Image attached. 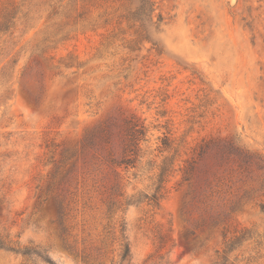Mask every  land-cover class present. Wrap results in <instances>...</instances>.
Here are the masks:
<instances>
[{
	"label": "rangeland",
	"instance_id": "374dc122",
	"mask_svg": "<svg viewBox=\"0 0 264 264\" xmlns=\"http://www.w3.org/2000/svg\"><path fill=\"white\" fill-rule=\"evenodd\" d=\"M153 1L154 47L129 41L141 31L136 18L121 31L94 24L102 9L91 0H62L56 12L52 0H25L13 10L15 28L0 32V238L54 264H217L243 232L228 263L264 264V167L244 172L230 161L207 202L178 170L212 136L264 165V0ZM129 115L147 129L141 156L111 165L106 153H121ZM105 125L107 145L96 138ZM164 136L170 148L160 151ZM165 156L175 171L159 206L120 204L116 190L151 191V168ZM68 170L60 225L42 200ZM123 240L131 256L120 261ZM0 264L48 263L0 247Z\"/></svg>",
	"mask_w": 264,
	"mask_h": 264
},
{
	"label": "trees",
	"instance_id": "16d2710c",
	"mask_svg": "<svg viewBox=\"0 0 264 264\" xmlns=\"http://www.w3.org/2000/svg\"><path fill=\"white\" fill-rule=\"evenodd\" d=\"M132 0H91V6L94 9H102L95 16L91 14V21L97 24V20L102 23V26H109L116 24L117 29L121 31V24L123 22L129 26V21L136 18L135 21L139 22V28L141 31L134 30V37L129 41L150 42L152 47L156 46V43L151 39L152 32L157 30L156 22L153 21V0H136L137 4L133 9H129ZM25 0H3L0 8V32L7 31L10 27L15 28L19 17L13 15L17 4L23 6ZM62 0H52L49 4L52 12H56L57 8L61 6ZM92 13V11H91ZM128 28H131L129 26ZM124 34V32H123ZM126 34V33H125ZM115 34L113 30H110L105 36L106 45H109L113 41ZM128 49L133 50L132 46H128ZM120 131L123 132V139L121 141V153L115 156L110 150L106 153V160L111 165L123 164L127 166H135L136 162L140 158L142 151L141 142L145 140L147 129L144 122L134 116L129 115L122 119L120 124ZM111 133L107 125L100 129V133L96 135V138L107 145L111 138ZM169 139L167 137L162 138L160 151H166L169 146ZM173 157H163L158 164H155L151 169H156L153 174V182L151 185V191L141 192L138 195H123L117 190L115 194L121 197L120 204H135L145 201L148 205L159 206L160 200L166 193V182L168 177L175 171V162ZM237 163L238 168L247 172L251 165H256L257 169H262L264 165H261L263 159L256 152H252L248 149L240 147L238 143L231 138L225 136H212L202 139L198 142L192 150L190 157L183 161V164L178 167L181 172V180L187 184L190 188H193V192L197 190L195 197L201 202H207L210 197L216 192L220 177L225 175L226 171H230L228 167L229 162ZM149 164V163H148ZM231 169V168H230ZM70 172L67 171L63 175L61 180L53 186L51 190H48L42 201L50 200L55 206L56 221L61 225L65 218V197L62 192H58L59 185L66 178V175ZM258 189L263 187V183L259 182ZM259 207L264 211V201L259 203ZM225 217V214H224ZM124 231V227L121 229ZM122 237L124 238L123 234ZM244 239L243 232L232 236L225 242L226 250L223 251L221 260L217 261V264H229L227 261L226 253L231 251L235 246L240 244ZM0 247L7 250L20 252L23 255H35L48 264H54L51 258L41 254L40 251L33 248L24 247L22 250L14 248L10 240L0 238ZM131 256L129 244L123 240L120 243L119 258L120 261L129 260Z\"/></svg>",
	"mask_w": 264,
	"mask_h": 264
}]
</instances>
